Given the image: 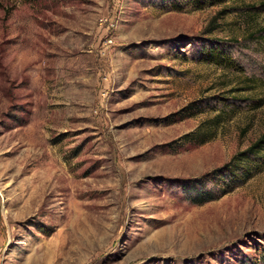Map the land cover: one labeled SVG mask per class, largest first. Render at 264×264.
<instances>
[{"label": "rangeland", "instance_id": "obj_1", "mask_svg": "<svg viewBox=\"0 0 264 264\" xmlns=\"http://www.w3.org/2000/svg\"><path fill=\"white\" fill-rule=\"evenodd\" d=\"M189 2L0 0V264H264V0Z\"/></svg>", "mask_w": 264, "mask_h": 264}, {"label": "trees", "instance_id": "obj_2", "mask_svg": "<svg viewBox=\"0 0 264 264\" xmlns=\"http://www.w3.org/2000/svg\"><path fill=\"white\" fill-rule=\"evenodd\" d=\"M189 1H190L189 3L193 5V7L197 9H202L204 5L207 4V1H211V3L214 4L215 2H222L223 0H189ZM212 1H215V2H212ZM173 7H175L174 8L175 10H180V8H178L176 5ZM217 29H218L217 24H213L207 31L212 33L213 31ZM221 47H222L221 43L217 42V44L214 47L209 48V50L204 52V54L202 55L203 61L209 64H215V65L222 66V67L232 68L235 71L240 72L239 67L235 64L233 60L230 59V57L227 55L224 49H220ZM219 117L220 116H218L217 120L219 119ZM199 129H202V127H199ZM199 134L200 132L198 130L197 132L190 134V137L196 140L199 137ZM205 142H206V139L202 137L200 143H205ZM263 149H264V135L253 146H251L246 152H242V153L235 155L229 164H227L225 167L215 172L223 173L224 170L228 169V172L231 174V182H241L242 180L239 178L240 176L236 174V169H234L233 167L238 166L240 162L242 161L243 162L249 161L251 156L260 153ZM238 170L240 171L241 169H238ZM196 199H197L196 204L201 205L203 203L209 202L213 198H211V196L202 198L201 194H197Z\"/></svg>", "mask_w": 264, "mask_h": 264}]
</instances>
